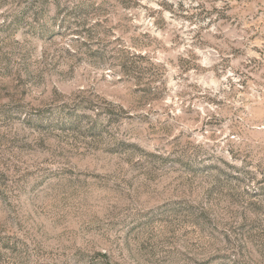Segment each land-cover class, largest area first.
<instances>
[{
	"label": "rangeland",
	"instance_id": "rangeland-1",
	"mask_svg": "<svg viewBox=\"0 0 264 264\" xmlns=\"http://www.w3.org/2000/svg\"><path fill=\"white\" fill-rule=\"evenodd\" d=\"M0 264H264V0H0Z\"/></svg>",
	"mask_w": 264,
	"mask_h": 264
}]
</instances>
